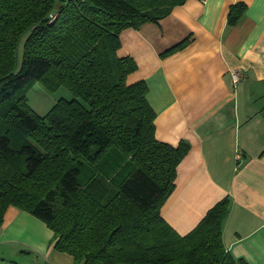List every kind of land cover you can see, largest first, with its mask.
Here are the masks:
<instances>
[{
  "label": "trees",
  "instance_id": "16d2710c",
  "mask_svg": "<svg viewBox=\"0 0 264 264\" xmlns=\"http://www.w3.org/2000/svg\"><path fill=\"white\" fill-rule=\"evenodd\" d=\"M185 1L0 0V224L11 205L31 213L75 264H248L223 243L229 196L184 235L162 217L190 143L156 138L148 85L128 83L137 64L118 55L122 30ZM245 11L232 4L228 25ZM37 81L74 98L38 115L26 96Z\"/></svg>",
  "mask_w": 264,
  "mask_h": 264
},
{
  "label": "crops",
  "instance_id": "0c3cea01",
  "mask_svg": "<svg viewBox=\"0 0 264 264\" xmlns=\"http://www.w3.org/2000/svg\"><path fill=\"white\" fill-rule=\"evenodd\" d=\"M238 2L246 11L229 26V8ZM186 36L183 49L160 56ZM118 55L137 64L127 82L148 85L156 138L190 143L161 209L164 220L184 235L229 196L226 250L264 264V0H186L159 24L122 30ZM0 264L75 263L54 247L46 223L11 205L0 224Z\"/></svg>",
  "mask_w": 264,
  "mask_h": 264
},
{
  "label": "rangeland",
  "instance_id": "374dc122",
  "mask_svg": "<svg viewBox=\"0 0 264 264\" xmlns=\"http://www.w3.org/2000/svg\"><path fill=\"white\" fill-rule=\"evenodd\" d=\"M26 96L29 106L38 115L47 114L61 98L68 100L74 98V95L66 87L60 86L55 90H50L40 81L30 86Z\"/></svg>",
  "mask_w": 264,
  "mask_h": 264
},
{
  "label": "built area",
  "instance_id": "2783aa9c",
  "mask_svg": "<svg viewBox=\"0 0 264 264\" xmlns=\"http://www.w3.org/2000/svg\"><path fill=\"white\" fill-rule=\"evenodd\" d=\"M240 79V76L237 73L233 74V80L237 82Z\"/></svg>",
  "mask_w": 264,
  "mask_h": 264
}]
</instances>
